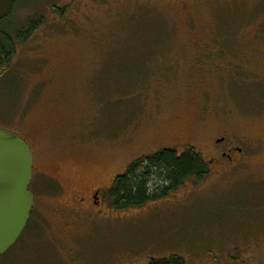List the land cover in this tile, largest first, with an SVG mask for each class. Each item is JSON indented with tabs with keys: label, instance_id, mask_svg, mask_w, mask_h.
<instances>
[{
	"label": "rangeland",
	"instance_id": "obj_1",
	"mask_svg": "<svg viewBox=\"0 0 264 264\" xmlns=\"http://www.w3.org/2000/svg\"><path fill=\"white\" fill-rule=\"evenodd\" d=\"M2 28L0 129L32 144L37 197L0 264H264V0H19ZM222 137L238 167L114 207L135 161Z\"/></svg>",
	"mask_w": 264,
	"mask_h": 264
},
{
	"label": "trees",
	"instance_id": "obj_2",
	"mask_svg": "<svg viewBox=\"0 0 264 264\" xmlns=\"http://www.w3.org/2000/svg\"><path fill=\"white\" fill-rule=\"evenodd\" d=\"M18 2L19 0L16 3ZM10 16L0 21V78L10 71L16 55L17 40L2 28ZM33 31L34 28L24 39H28ZM208 173L203 157L194 150L190 149L182 154L171 149L159 151L135 161L125 173L115 178L110 188L113 205L119 209L140 207L150 201L166 197L189 180L201 182ZM160 181L164 185L159 186L157 182ZM31 220L25 232L29 231ZM23 237L6 253L7 255L24 243ZM6 254L3 256H7ZM150 264H186V261L182 257L174 256L171 259L155 260Z\"/></svg>",
	"mask_w": 264,
	"mask_h": 264
},
{
	"label": "water",
	"instance_id": "obj_3",
	"mask_svg": "<svg viewBox=\"0 0 264 264\" xmlns=\"http://www.w3.org/2000/svg\"><path fill=\"white\" fill-rule=\"evenodd\" d=\"M17 0H0V21L11 15ZM34 155L18 134L0 129V257L21 239L31 219L35 195Z\"/></svg>",
	"mask_w": 264,
	"mask_h": 264
},
{
	"label": "flooded vegetation",
	"instance_id": "obj_4",
	"mask_svg": "<svg viewBox=\"0 0 264 264\" xmlns=\"http://www.w3.org/2000/svg\"><path fill=\"white\" fill-rule=\"evenodd\" d=\"M14 8H15V6H14ZM224 140H225L224 137H222L221 139H217L215 141L216 145H214V147L211 149V151L208 154L209 159L207 160V159L203 158L205 164L208 167V171H209L208 175H210V173H212L213 170H215V171L229 170V168H236L241 164V158L238 155H240V154L242 155L243 150L240 147H237L234 145H229V146L223 147V145H225ZM26 142L28 143V141H26ZM30 147L32 150V144L30 145ZM32 152H33V150H32ZM33 155H34V162H35V153L34 152H33ZM33 180H34V166H33ZM33 180H32L31 185L33 184ZM98 194H99V192L97 191L96 195L94 197L95 198V201H94L95 205H98L100 203ZM34 195H35V206H36L37 193L36 194L34 193Z\"/></svg>",
	"mask_w": 264,
	"mask_h": 264
}]
</instances>
